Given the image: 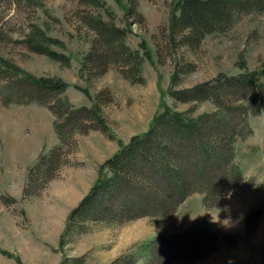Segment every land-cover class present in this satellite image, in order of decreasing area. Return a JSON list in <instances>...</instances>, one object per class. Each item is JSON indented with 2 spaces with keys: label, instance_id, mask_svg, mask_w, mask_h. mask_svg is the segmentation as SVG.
Returning a JSON list of instances; mask_svg holds the SVG:
<instances>
[{
  "label": "rangeland",
  "instance_id": "1",
  "mask_svg": "<svg viewBox=\"0 0 264 264\" xmlns=\"http://www.w3.org/2000/svg\"><path fill=\"white\" fill-rule=\"evenodd\" d=\"M98 1L0 0V264H113L120 258V264H131L129 256L145 244L193 227L218 233L219 251L173 264H263L264 111L250 117L253 134L237 143L244 181L219 209L207 210L204 196L194 194L172 217L90 223L85 233L73 232L61 244L71 211L107 176L105 163L146 133L156 117L167 110L193 117L215 110L210 101L177 102L171 91L264 67V14L240 16L226 32L209 34L191 46L182 43V35L173 38L170 29L187 0ZM88 14L123 33L125 44L138 56L143 84L125 79L117 65L102 76L90 65L84 69L96 37L82 21ZM34 34H43L47 46L68 57L70 65L32 51L28 40ZM4 62L26 75L66 83L63 98L76 107L93 108L98 101L113 136L111 140L94 130L77 134V153L33 197L24 196L29 171L42 153L57 145L55 119L44 106L20 103L28 100L23 95L30 89L21 76L4 69ZM177 68L179 79L173 83ZM230 236L239 237L236 246L225 243L223 238ZM147 258L145 253L134 264H146Z\"/></svg>",
  "mask_w": 264,
  "mask_h": 264
},
{
  "label": "trees",
  "instance_id": "2",
  "mask_svg": "<svg viewBox=\"0 0 264 264\" xmlns=\"http://www.w3.org/2000/svg\"><path fill=\"white\" fill-rule=\"evenodd\" d=\"M92 1L100 4L98 0ZM179 9V15L170 24L171 36L182 35L183 44L197 46L209 34L226 32L240 16L264 14V0H187ZM82 21L96 35L84 69L90 65V69L102 76L111 65H117L123 67L125 79L143 84L138 56L125 44L123 33L94 15L88 14ZM47 41L43 34H34L28 45L36 53L70 65V59L51 50ZM0 62H3L1 57ZM4 63V69L21 76V82L30 89L23 95L28 100L19 102L44 106L55 119L58 143L42 153L29 171L24 196L33 197L56 179L77 153V134L86 135L94 130L111 140L113 136L100 114L98 101L93 108L76 107L63 98L68 88L66 83L26 75L19 67ZM179 75L177 68L173 83ZM170 96L181 103L210 101L215 110L198 117H193L191 112L167 110L156 117L146 133L132 138L105 163L107 176L71 211L61 244H66L73 232L85 233L90 223L121 224L172 217L194 194L204 196L207 210L219 209L222 201L243 183L236 147L240 140L253 134L250 117L264 111V67L241 76L220 75L192 89L171 91ZM251 220L249 215L248 225ZM223 239L228 246H236L239 237ZM145 245L129 256L131 264L145 253L146 264L202 260L219 251L221 236L193 227ZM121 260L113 264H120Z\"/></svg>",
  "mask_w": 264,
  "mask_h": 264
},
{
  "label": "bare ground",
  "instance_id": "3",
  "mask_svg": "<svg viewBox=\"0 0 264 264\" xmlns=\"http://www.w3.org/2000/svg\"><path fill=\"white\" fill-rule=\"evenodd\" d=\"M231 227V226H230Z\"/></svg>",
  "mask_w": 264,
  "mask_h": 264
}]
</instances>
